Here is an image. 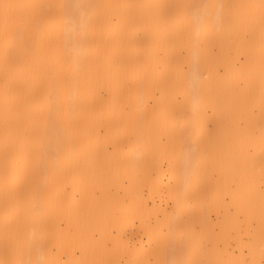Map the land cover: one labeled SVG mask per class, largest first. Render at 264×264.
Returning a JSON list of instances; mask_svg holds the SVG:
<instances>
[{
    "label": "bare ground",
    "instance_id": "obj_1",
    "mask_svg": "<svg viewBox=\"0 0 264 264\" xmlns=\"http://www.w3.org/2000/svg\"><path fill=\"white\" fill-rule=\"evenodd\" d=\"M0 264H264V0H0Z\"/></svg>",
    "mask_w": 264,
    "mask_h": 264
}]
</instances>
